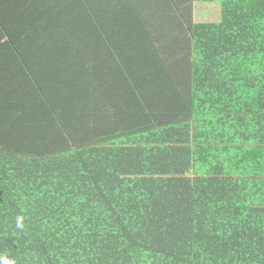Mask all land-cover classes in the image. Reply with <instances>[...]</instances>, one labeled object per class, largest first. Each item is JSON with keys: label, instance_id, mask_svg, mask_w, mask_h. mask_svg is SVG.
<instances>
[{"label": "trees", "instance_id": "16d2710c", "mask_svg": "<svg viewBox=\"0 0 264 264\" xmlns=\"http://www.w3.org/2000/svg\"><path fill=\"white\" fill-rule=\"evenodd\" d=\"M2 1L0 55L26 64L23 47L59 43L53 10ZM57 1L79 20V0ZM196 1L218 2L221 18L192 25L184 92L132 21L143 43L126 78L140 102L112 137L12 147L0 132V264H264V0ZM118 36H105L113 50Z\"/></svg>", "mask_w": 264, "mask_h": 264}, {"label": "crops", "instance_id": "0c3cea01", "mask_svg": "<svg viewBox=\"0 0 264 264\" xmlns=\"http://www.w3.org/2000/svg\"><path fill=\"white\" fill-rule=\"evenodd\" d=\"M54 1L25 0L24 8L27 7L32 13L38 7L51 12ZM21 2L9 0L7 7L15 8ZM0 6V22L3 23V20L11 19V16L7 17L3 13L5 8L2 0ZM95 7V4L94 8L91 4L93 14L100 13L95 12ZM104 20L107 22L106 18ZM139 20L144 23V19ZM98 23L97 19L93 20L95 31H89L94 36L92 41L90 39V50L87 51V60L92 63L90 67L86 58H82L83 52L79 50L83 48L84 41L80 46L59 41L47 50L23 47L22 51L28 53L26 64L11 55H0V132L14 135L19 140L11 144L12 147H21V140L25 139L23 145L26 147L37 144L38 148H42L43 143L50 142L62 148L64 140L69 141L72 131L81 134V141L87 140L88 135L93 133L98 134L100 139L101 132L113 133L112 137L116 133L113 128L120 127L122 120L130 119L132 111L138 109L140 97L132 94L126 70L129 69L127 65L140 61L134 58L138 56L132 49V46H140L139 23L134 28L128 27L131 31L123 35L128 36V41L134 37L133 41L124 44L119 42L116 50L106 42L105 36H117L119 33L114 29H108L106 33ZM1 29L0 24V38L3 42ZM0 52L3 53L2 44ZM13 52L17 54L14 46L7 53ZM1 56L6 60L2 61ZM123 63L126 64L120 65ZM37 83L42 84V87ZM13 91L17 94H13ZM20 99H25V105L16 103Z\"/></svg>", "mask_w": 264, "mask_h": 264}, {"label": "rangeland", "instance_id": "374dc122", "mask_svg": "<svg viewBox=\"0 0 264 264\" xmlns=\"http://www.w3.org/2000/svg\"><path fill=\"white\" fill-rule=\"evenodd\" d=\"M98 3L96 4V2ZM79 0V7L82 6L84 10L79 15V20L74 21L70 17H66L65 14L60 9L61 2L55 0L52 3L53 16L58 18L60 21L59 27L53 31L52 34L55 38H61L60 42L63 44L71 43L80 46V43L84 41L83 48L79 49L82 51V58L86 60L89 57L87 53L88 47L91 45L89 42L94 39L92 34H89L90 30L94 29L95 25L93 20L97 19L99 21L100 29H104L106 33L109 31L108 23L104 20L106 17H110L109 11L116 10L122 4L130 5L131 1H134L137 5L132 9H123L120 7L119 16L123 18L119 25L114 26V31L119 33L118 39L120 43H130L133 41H128V36H123L131 31L130 23L132 20L144 19V25L146 27V42L143 43V39L138 43L139 45L148 44L147 52H152L159 56L161 62L165 68L169 69L172 74V80L178 81V84H174L175 88L181 92H184L190 84V79H185L184 74L187 73V69L190 67V57H191V27L196 22L206 21L215 22L219 21L221 18L220 4L218 2H202L196 0ZM82 3V4H81ZM91 4H95V12L100 9H104V12L93 14V10L90 9ZM91 10V12L88 9ZM106 6V7H105ZM132 6V5H131ZM80 11V10H79ZM94 12V13H95ZM93 15V17H92ZM85 20V22H84ZM86 23V25H85ZM112 23V22H111ZM112 25V24H111ZM127 25V26H126ZM84 27V28H83ZM127 28V29H126ZM51 27L47 29L51 31ZM126 29V30H124ZM94 33V32H93ZM85 34V35H83ZM140 36H143L141 33ZM62 37H64L62 41ZM91 39V41H90ZM139 41V39H138ZM145 46V45H144ZM135 47V46H134ZM133 48V46H132ZM131 54H134L132 52ZM141 60V56L139 55ZM90 59V58H89ZM88 61V60H87ZM169 63H171L169 65ZM126 63L120 64L124 65ZM92 65L91 61H88V66ZM121 69V67L119 66ZM111 81L108 83V85ZM188 84V86H187ZM187 86V87H186ZM123 88V87H122ZM99 96V95H98ZM79 133L72 131L69 134V139H71V147L79 146ZM102 140L109 138V134L106 132H101ZM96 137L93 136L88 139L91 140ZM87 139V140H88ZM86 140V141H87Z\"/></svg>", "mask_w": 264, "mask_h": 264}, {"label": "clouds", "instance_id": "9594fccd", "mask_svg": "<svg viewBox=\"0 0 264 264\" xmlns=\"http://www.w3.org/2000/svg\"><path fill=\"white\" fill-rule=\"evenodd\" d=\"M18 226H19V223H18ZM2 264H11V262L4 260V261H2Z\"/></svg>", "mask_w": 264, "mask_h": 264}]
</instances>
